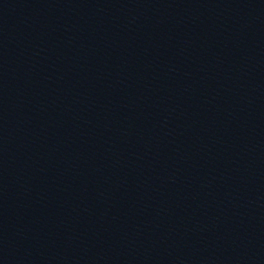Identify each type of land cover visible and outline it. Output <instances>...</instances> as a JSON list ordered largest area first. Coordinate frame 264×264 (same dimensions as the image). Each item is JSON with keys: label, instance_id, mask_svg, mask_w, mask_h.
<instances>
[{"label": "water", "instance_id": "water-1", "mask_svg": "<svg viewBox=\"0 0 264 264\" xmlns=\"http://www.w3.org/2000/svg\"><path fill=\"white\" fill-rule=\"evenodd\" d=\"M0 264H264V0H0Z\"/></svg>", "mask_w": 264, "mask_h": 264}]
</instances>
